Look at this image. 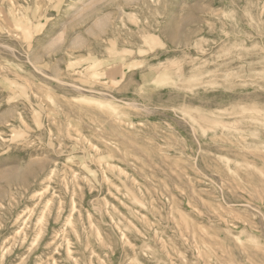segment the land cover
<instances>
[{
	"label": "rangeland",
	"instance_id": "1",
	"mask_svg": "<svg viewBox=\"0 0 264 264\" xmlns=\"http://www.w3.org/2000/svg\"><path fill=\"white\" fill-rule=\"evenodd\" d=\"M0 264H264V0H0Z\"/></svg>",
	"mask_w": 264,
	"mask_h": 264
}]
</instances>
